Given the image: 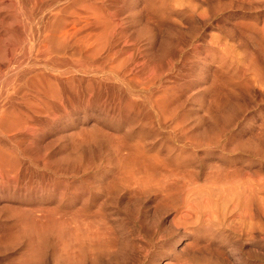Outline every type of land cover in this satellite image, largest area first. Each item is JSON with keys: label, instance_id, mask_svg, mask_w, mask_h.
<instances>
[{"label": "rangeland", "instance_id": "374dc122", "mask_svg": "<svg viewBox=\"0 0 264 264\" xmlns=\"http://www.w3.org/2000/svg\"><path fill=\"white\" fill-rule=\"evenodd\" d=\"M103 1L105 4H110L111 12L115 15L116 18L121 20L117 23L118 27L114 32L116 34H118L119 37L122 38L121 43H123L126 46V48H125L126 51L122 52L123 54H121L119 56L120 60L118 59L117 60L118 62H114V65L116 67L115 70H118V69L122 70L121 67L125 63L124 62L123 64H121L122 60H125L126 58H127L126 60H129V57L132 56V54H133V48L137 46L136 48H137V53L139 52V56H138L139 61L141 64H145V70H146L147 75L148 76L150 75L149 77H151L152 74L154 75V73L157 75H160L161 76L160 84H155V86H154V84H152L149 86V88H146L145 86H143V85H145V82L142 81L144 83L143 84L138 78H136V76L132 72H131V74H127V75L122 77V74L120 75L119 72H116V71L112 72V70L110 68V66L112 67V65L108 66V69H107V66L102 64L101 62H100V64L96 63V65H94L95 63H92L93 61L92 62L89 61L91 64L88 63L85 66L74 67L71 65H65V66H62V68L61 67H55L52 70L53 67L51 68V66H45L44 62L41 63L42 60L40 61L41 64L38 61V63H37L38 66H36V68L37 69L40 68V71H44L42 73H48V72L52 73L53 72L54 75L56 74V77L62 78V79L64 78L60 84L62 86V88L60 87V89L62 91H64L63 86L65 85V83L67 84L64 86L65 91H66V92L65 91L64 92L67 93L68 98L71 97L70 99H72L71 100L72 102L70 101L71 106L67 109V113L66 112H62V113L58 112L57 114L54 113L55 115L51 114L53 118L51 117V115L42 116V118L40 119L41 121H38L34 130L31 131L32 134L35 136V138L31 142H29L28 145H26V146L23 145V147L25 146V147H28L31 149L32 158H36V159L41 158L42 160L44 158V160H45L44 162L47 163L48 168L55 169L57 167H60L61 166V161H60L61 158L59 160H55V159L56 158L58 159L59 157H61L62 154H63L62 156L67 155L66 154L67 151L72 150V148L69 149V147H71L70 144L66 143V142H68L67 137L74 130H78L79 126L82 123H84L82 121L85 120V123H87L88 127H90L93 123H98L97 125L100 126L101 131H102V133H101L102 139L101 138L100 139L101 140L104 139V141H106L107 137H108L107 140L110 139V136H108V135L113 134L112 135L113 137L114 136L118 137L121 133L122 137L126 136V137H124L126 142L129 141L128 143H130L132 140L131 144H133L135 142L134 139L135 140L139 139V141H136L135 143H140L141 140H142V142L144 141L143 143H145V141L147 140L146 145H147V148H150L151 153H155L156 151H158L160 149L161 153L165 154L166 152H164V151H166L167 148H169V149L178 148L179 150L182 151V155H181V159H180L181 161H179V163L181 166H183V168L186 167V169H183V168H180V169H183V171L185 173H186V171L188 173V170L189 169L192 170V168H193V171L194 170L199 171V172L196 171V173H198V175L194 172L196 174L195 175V174H193V171L189 170V172L192 173L195 177L194 176L191 177V175L190 176L188 175V178L191 177L193 180V177H194V181H195L194 184L197 183L196 181H198V183L200 182L199 186H201V187L196 188L197 184L194 185L190 179V182L187 183L188 184L187 186L190 188L191 186L194 185L195 189H194V186L192 188L195 190L196 193L191 195L194 191L192 188L189 189L190 193H191L190 195L187 192L183 193L182 196L185 195V198H187L189 195L190 198L189 197L187 198L188 202L186 201V199H184L185 200V202H184V200L182 199L183 197L181 198V201L179 200V202L173 201V205H171L172 202L170 204L171 200L166 201V204L167 203L170 204L169 206L171 209L168 208L169 207L168 205H166V207L168 206L167 208L170 211L173 210V211H171V212L169 211L167 213H166L167 208L166 209L162 208V211H161L160 208L158 209L157 207H155V206H158L157 205L158 202L153 201V200H155V199L158 200V199H157V197L155 198V195L152 193H150V194H152L151 199H150V197H148V196H150V194L148 195V193H146V194H143V196L140 195V197L141 196L145 197V198L147 197L149 199H144L141 197V198H139L140 200L138 201L137 197H139V196H136V198H134L133 199L134 201H133L132 200L133 197L129 196V193H127V192L122 193L116 189H114V191L112 189H110V192H109V190L104 185H102L103 183H105V185L107 186L108 183L110 182L109 180L113 179V178L111 179L110 177H114L113 175H115L114 171H116V168H115L116 158L115 159L113 158V156H114L112 153L113 147H110V146H112L113 143H117L118 141L115 142L117 139L114 140L111 136L112 141L114 140V142H112V143H110L111 142V139H110V141H106V142L102 141L103 144L99 140L95 144L92 143L90 145H87L88 147L87 148L85 147V160L88 158V160H86V162H85L86 164H88V166L85 165L86 166V168H85L86 172L88 171L85 175L86 177L85 176L83 177L82 172H81L78 176L73 175V174H69V175L65 174L64 179H66V181L69 180L70 182L75 181L76 186H78V184H79L78 180L81 179L82 181L83 180L84 181L85 180L86 181L91 180L92 183H97V185L95 184L96 187H98V186L99 187H102V186L105 187L102 189L97 188V189H99L98 191H96V193L98 194L97 195L98 197L94 196L92 198V200L89 201L88 208L91 211H92V208H93V211L96 208L95 211L91 212L89 209H87V210L90 211V214H94V213L96 214V215H94V217H93V215H91L92 221H100L102 219H103L102 221H104V219H106L104 221L105 224L108 226V223H109L108 227L111 230L112 229L114 230L113 232L115 235L114 236L112 235V236L115 238L114 240L117 243L113 242L114 243L113 245L114 246H115V244H117V245H116V249H115L116 253L112 252L113 249L112 250H106V251H104V254H106V255H103V257H105L103 259L102 255H101L103 252L101 253V250H98L99 251L98 253H101L100 255L97 254V251H96V253L94 254L95 257L92 256L93 258H91V257L87 256L84 259V262L82 264H141L142 262H143L142 264H166V263L167 264H264V152H263L264 151V93H263L264 92V84H262V87L260 85V88H258L259 84H261V81H262L261 79L264 78V66H263L264 65V63H263L264 55H263V57H258V56H262L261 53L264 54V47L261 46V44L264 45V0H179V1L178 0H170L172 2H170L168 0H164L163 3H162L163 0L162 1H160V0H156V1L155 0H149V1L148 0H146V1L145 0H111V1L110 0H103ZM121 1H123V2H121ZM147 1H148L149 5H150V2L152 1L151 5H154V7L150 5V7L147 8L149 6ZM165 1H167V2H165ZM86 2L88 4L92 3L89 0H87ZM97 2L100 3L101 0H99ZM154 2H155V4H154ZM144 4H146L145 7L143 6ZM164 4H165V6H164ZM174 4H175V6H174ZM130 6H131V8H130ZM155 6L157 7V9L154 10ZM141 7H142V9H144V12H143V10L141 11ZM129 8L132 10H130ZM139 8H140V10H139ZM192 9H193V11H192ZM134 10H135V12H134ZM138 10H139V12H138ZM188 11H190V12H188ZM154 12H156V13H154ZM132 17H133V19H132ZM149 17H150V19H149ZM40 18H41V16H38L35 18L34 21L31 20V21H25L24 22V24H25L24 29H27V31H28V33L27 32H25V34L23 33V35L21 37L22 48L20 50V53L25 52L24 55L21 54L24 57H25V54L27 52V48L29 46L28 43L30 42L29 32H32V30L36 27H37V30L42 29V26L45 23V21H41ZM147 18L149 19L148 20L149 23L147 22ZM151 20L155 21L154 22L155 25H154V23H152ZM133 21H135V23ZM150 21L152 24L150 23ZM157 21H160V22H157ZM168 21H169V23H167ZM170 21H172L171 22L172 24H170ZM29 22H31V23H29ZM102 22H104V21H102ZM156 22L158 24H156ZM38 23H39V25H38ZM150 24L153 25L154 28ZM177 24H178V26H177ZM156 25L157 26L159 25L158 26L159 30L161 28L162 32H160V33H162V35H156V34H159L158 28L157 29L155 28V27H157ZM173 25H176L179 29L178 28L175 29ZM147 26L150 28H148ZM119 28L121 29V31ZM137 28H138V30L136 31ZM122 29H124V30H122ZM29 30H31V31H29ZM130 31H131V33H130ZM153 32H156V33H154V35H153ZM126 33H127L128 37H127ZM138 37H139V39H138ZM152 37L153 38L155 37L154 40L152 39ZM95 38L98 41L95 40ZM209 40L210 41L212 40L216 43L213 42V43L207 44V43H209L208 42ZM232 40H235V41H232ZM240 40L244 41L243 44L239 43ZM92 41H93V43L91 45ZM190 41L191 42L193 41L192 42L193 44ZM156 42L160 43V44L157 43L158 48L156 46ZM217 42L220 45H217ZM223 42H225V43H223ZM258 42H259V45H258ZM189 43L191 44L190 47H188ZM235 43L236 44L239 43V45H237V47L239 49L241 48L242 50H243V48L247 49V52H246V50H243L244 52L242 53V51L240 49L239 53L240 54L242 53V56L238 55L239 53L236 52V51H238V49H237ZM101 44L102 45L104 44L102 37L96 36V37H94L93 40L90 41L88 48L90 46L93 49L96 46H99ZM177 44H179L180 46ZM183 44L185 47L181 46ZM223 44H226V46ZM25 45H27V46H25ZM213 45H217V46H213ZM231 45H232V47H234L233 45H235L236 48L234 47L235 49L234 48L230 49ZM245 45H247V46H245ZM218 46L222 47L224 50ZM260 46H261V49H258V48H260ZM186 47L188 48V50L186 49ZM225 47H229V49L227 48V50H226ZM219 48H220V50H219ZM23 49H25V51ZM53 49L54 50H51V53H53V55H56L54 53H55V51H56V53L58 51L57 54H60V55L65 54V55L69 56V54H68L69 51H66V50H63L62 48H60V50L63 51L62 52L58 48H57L58 50L55 49V46ZM92 49H88L87 53L89 54ZM127 49H129V50L127 51ZM194 49H196V50H194ZM248 49L251 50V52H253L256 57H253L254 55L253 56L251 55V57H250L249 54H253V53L248 54V52H250ZM254 49H256L257 52L259 51L258 56H257V53L255 54L256 51ZM262 49H263V51H262ZM130 51H132V52H130ZM191 51H194L196 53L198 51H200V52H198V54H196L193 52L191 53ZM205 51L207 53H204ZM208 51H210L211 53L213 52L212 53L213 55L211 53H208ZM224 51H226V52H224ZM102 52L103 51H101V53ZM182 52L185 56L182 54ZM186 53L187 54L190 53L189 56H187ZM231 53L233 55H230ZM245 53L249 55L250 59H249L248 55H245ZM174 55L176 58L173 57ZM201 55H202V57H201ZM209 55L211 58L209 57ZM152 56H153V58H152ZM24 57H22L23 62H24L23 66L19 65L21 69L18 68V70H17L20 73L22 71L21 74H23V72L25 74L26 70L31 66L30 64L27 63L26 60H24ZM184 57H189V58L186 59ZM204 57H206V58H204ZM76 58L79 59L78 57H76ZM154 58H156V60H154ZM261 58H263V61H261L262 60ZM201 59L203 61L205 59L204 63ZM180 60H182V62L184 61L186 64H184V62L181 63ZM74 61H76V60H74ZM178 61L180 63H178ZM208 61H210L209 62L210 65H209ZM97 62H99V61L97 60ZM173 63H174V65H173ZM206 63L208 66L206 65ZM219 63H221L225 67H227L228 70L226 68H222L224 66L223 65L221 66V64H219ZM176 64H178V66H176ZM187 64H189L190 67L186 66ZM217 64L220 65V68L224 69V71L227 70V72L229 74L226 71L225 72H223V70H220V71H222L224 74L227 73V75H229V77L228 76L225 77V76H223V74H221L222 72H220L219 69H217L215 67V66L218 67ZM24 65H27V67L26 66L24 67ZM244 65L246 66V69H248V70L245 71V68H243V67H245ZM67 66L70 68H67ZM181 66H183V67H181ZM202 66H203V68H202ZM239 66L243 68V71H245L244 74H242L243 71L237 69V67L240 68ZM14 67H17V65H14ZM46 67H47V69H46ZM117 67H119V68H117ZM25 68H27V69H25ZM179 68H181L180 70H182V68H183V70H185V69L186 70L185 71L182 70L183 72L181 74V71H179ZM190 68H191V70L192 69L193 70L192 71L188 70ZM200 68H201V71H200ZM242 68H240V69H242ZM49 69H51V70H49ZM85 69H87L89 72H87V70H85ZM96 69H97V71H96ZM214 69L218 70L217 75H216V71H214ZM13 70L11 68L10 69L3 68V70L2 69L0 70V81H1L0 82V92H1L2 88L8 86V81L10 80V78L13 75ZM66 70H69V71H66ZM90 70H93L96 75L93 73V71L91 72ZM99 70L102 72H99ZM202 70H203V74L201 73ZM10 71H12V72L9 73ZM45 71H47V72H45ZM63 71L64 72L66 71L68 73L70 72L69 73L70 75L68 73H65L66 76L63 77L64 76V75H62V73L64 74ZM79 72H81V73H79ZM97 72H99L98 73L99 75L97 74ZM125 72L129 73L128 70ZM219 72L222 75V78H221L222 80L224 79V77L226 78L225 81L223 80V82L226 83V84H224L223 82H221L222 80L219 79V77H217V80L219 79V80H221L220 81L221 84L223 83L224 86L222 85L221 87H223V88L225 87L224 89L223 88L221 89V87H219L221 85L219 83V81H215V83H214V80H213L214 77L216 79V76H218ZM247 72L249 74L251 73V76ZM72 73H74V74H72ZM82 73L87 74V76L85 74H82ZM89 73H90V75H89ZM91 73H93L94 75ZM183 73H185V75ZM245 73H247L246 75H247L248 81H246V77L244 78ZM57 74H58V76H57ZM78 75H80L82 77H80ZM171 75H174V76L176 75V77H179V79L178 78L176 79V77H173ZM188 75H190L191 77L190 76L188 77ZM201 75H203L204 77H207V78L203 79L204 77L203 76H202L203 78L200 77ZM208 75H210V76H208ZM93 76H95V77L93 78ZM131 76H133L134 78ZM252 76H254L255 78L252 79ZM67 77H69V78L67 79ZM78 77L80 78V80H83L81 78L86 79V77H87V79L86 80L84 79L83 83H82V81L78 80ZM107 77H109V79ZM72 78L77 79V81H79V83L77 84L76 83L77 81L74 83V79H72ZM95 78L97 80H95ZM130 78H132L133 80L131 81ZM135 78L139 80V83H138V80H136ZM173 78H174V80H173ZM89 79H90V81L92 80V85L89 83L90 82ZM100 79H103L104 81L103 80L101 81ZM106 79H107V81H109L108 83H106L107 82ZM200 79L201 80L203 79L204 81L203 80L201 81ZM64 80H65V83H64ZM67 80H69L68 81L69 83L70 82L72 83L71 86L69 85ZM71 80H73V81H71ZM249 80H250V83H249ZM205 81H207V82H205ZM132 82H134V83H132ZM177 82H178V85H176ZM211 82L214 84L213 85L214 87L217 84L216 87H219L220 89L216 90V87H215V90L213 91L212 90L213 87H210V88H212L210 91L208 84L210 83L209 84V86H210ZM216 82H218L219 85ZM255 82H256V84H255ZM87 83L89 85L88 87L86 85ZM94 83H96V85ZM101 83L102 84L104 83L103 86ZM141 83H142V85H140ZM257 83H258V85H257ZM200 85L202 88L200 87ZM227 85L230 86V89ZM247 85H250V86H247ZM66 86H68V88H69L68 92L70 91L69 92L70 95L68 94V92L66 90ZM85 86L88 88V90L86 89ZM82 87H83V89H82ZM89 87L90 88L92 87V88L90 89ZM104 87H108V88L105 89ZM136 87L141 88V89H138ZM152 87H153V89H152ZM188 87L190 90L188 89ZM75 88H78V89L81 88V89L78 90ZM128 88L131 90H129ZM205 88L208 90H206ZM135 89H137V90L135 91ZM155 89H157V90H155ZM203 89H205V90H203ZM97 90L98 91L100 90V92H97ZM153 90H154V92H153ZM191 90L194 94L191 93ZM227 90H229V91H227ZM101 91L102 92L104 91L103 92L104 94ZM105 91H106V93H105ZM131 91H133L134 93H132ZM216 91H218L216 93L217 95H215ZM75 92H76V96L73 94ZM223 92H225V93H223ZM88 93H90V94H88ZM96 93H101L102 95H104V97L102 95L99 96L100 94H97V96H95ZM135 93H136V97H135ZM166 93L169 94L168 97L166 96V95H168ZM190 93L193 95H191ZM205 93H207V95ZM110 94L112 95V97L114 96V98H111ZM133 94H134V96H133ZM140 94L141 95L143 94L144 96L142 95L143 96L142 97ZM158 94L159 95L161 94L162 96L168 98V100H170V101L172 100L173 103L175 100H177L175 102L176 105H174V106H176L175 108H177V110H178V111L176 110L177 114L179 113L178 119H177L178 125H180V127H183V129L186 130L189 134L196 135L197 138H200V137L201 138H203V137L213 138L216 136L215 133H217V134L220 133L221 138L218 139L217 141L212 140L209 144V147H206V145H202V146L196 148V147H192L191 145H189V148H188V144H186L184 142H180L182 144L181 145L179 142L178 143L176 142V141H180L179 136H178L180 134V131H178V135L176 134L177 136H175L174 135L175 132L174 133L172 132L173 130L171 127V126H173V124H171V125L167 124V126H170V127L161 126V128H160V126L155 124L156 123L155 120H151V121H154L153 124L149 123L150 120L146 119V117L144 116L145 111L142 110V108H141L140 113H138L137 109H135L134 111H129L127 108H124V109L120 108L121 103L123 105H124V103H131L132 104L133 100L136 101L137 105L141 101H146V103H147L149 100H147L145 97H148V99H154V97H157ZM195 94H197V96ZM105 96H106V98H105ZM138 96H141V98ZM188 96H190V97H188ZM210 96L212 98H210ZM74 97H76V98H74ZM101 97L104 99H102ZM192 98H194L193 99L194 101H191ZM195 98L198 99L197 102L199 105L197 104V102H195ZM203 99H205V100H203ZM208 100H210V101H208ZM211 100H212V103H211ZM113 101H114V103H113ZM190 102H192V103H190ZM204 102H205L206 106L204 105ZM141 103H143V102H141ZM215 103H216L217 107L220 108V110H217ZM177 104H179V105H177ZM210 104L212 105V109H210L211 108ZM189 105H190V107H188ZM209 105H210V107H208L209 109L206 110V107ZM213 105H215V106H213ZM99 107H100V110L98 111L97 108H99ZM180 107H181V109H180ZM199 107H200V109H199ZM213 107H215L214 110L215 111L217 110V112H214V111H212L214 113L211 112V110H213ZM84 108H87V109H84ZM184 108H187V109H184ZM221 108L223 109V111ZM89 109H90V111H89ZM96 109H97V111H96ZM202 109H204V110H202ZM91 110H92V112H91ZM182 110H183V112H182ZM186 110L189 113L188 112L185 113ZM205 110L210 111L211 113L210 112H208V113L213 114V116L212 115L210 116V114H209L208 115L209 118H207V116H206L207 112L205 115H202L201 114L202 111H205ZM225 110H226V113H225ZM218 111L222 112V114H224V117H223V115L221 116L220 112H218ZM100 112H102V113H100ZM116 112H117V114H116ZM181 112L183 115L185 114L186 118H188V119L184 118L185 116L183 117V115H181ZM59 113H61V114L59 115ZM80 113H82V114H80ZM104 113H106V114H104ZM110 113H111V115H110ZM197 113L199 115L201 114V116H206V117H201V116L198 117ZM97 114H99V115H97ZM203 114H204V112H203ZM57 115H59V116L56 117ZM139 115L141 116V120H139V118H140ZM214 115H216V116H214ZM230 115H232V116H230ZM49 116H50V118H49ZM188 116H190V117H188ZM217 116H220V117H217ZM76 117H77V119H75ZM227 117H229V118H227ZM108 118L110 121L108 120ZM48 119H50V120H48ZM191 119H192V121H191ZM206 119H208V121ZM212 119H213V121H212ZM217 119H219V120H217ZM223 119H224V121H220ZM96 120H97V122H96ZM200 120H201V122H200ZM47 121H49V122H47ZM70 122H71V124H70ZM192 122H193V125H192ZM203 122L204 123L209 122L210 126H208L207 124H204ZM220 122L223 125H221ZM231 122H233V123H231ZM47 123L49 125H46ZM140 123L144 124V126H145V128L143 130L140 128L141 127ZM196 123H198L199 126L202 125L201 126L202 128H200L199 126H198L199 127L198 128ZM121 124H122V126H120ZM152 125H153V127H152ZM204 125H207V126H204ZM225 126H227V128H228L227 130L225 129ZM209 127L212 128L211 129L212 131L210 130ZM163 128H167V129H163ZM169 128H171V129H169ZM162 129L165 131L164 133H163ZM168 129L170 131H168ZM178 129H180V128H178ZM202 129L203 130L205 129L204 135H203ZM214 129H217L218 131L216 130V132L214 133L213 132ZM219 130L221 132H219ZM105 131H106V133H103ZM143 131H144V133H143ZM205 131H206V135H205ZM108 132L111 134H109ZM169 132H172L171 133L172 135ZM210 132H211V135L209 134ZM157 133H160L161 135H163V137H164L163 141L159 142L156 140L157 139L156 137H158V136H156ZM176 133H177V131H176ZM223 133L225 136L223 135ZM63 134L66 136L68 134V136L65 137ZM116 134H117V136H116ZM207 134L209 135L208 137H207ZM61 135H62V137H61ZM106 135H107V137L105 138ZM122 137H118V140L120 138L122 139ZM58 138H60L59 139L60 141L57 140ZM61 139L64 141H62ZM169 139L170 140L173 139L174 141L173 140L170 141ZM214 141L217 144H213ZM219 142H222V143H219ZM240 142H242L241 144L243 146H241V144L239 145ZM105 143H106V145H104ZM118 143L116 144V146L118 145ZM235 144H236V146H235ZM93 145H95L96 148L95 147L93 148ZM107 145H109L108 148H107ZM180 145L182 147H179ZM210 145H211V147L212 146L214 147L215 145L216 146L214 148L212 147L213 149H211ZM152 146H154V147L152 148ZM225 146H226V148H225ZM114 147H115V145H114ZM205 147H206V149H204ZM260 148H261V150H260ZM60 149H62L63 151ZM200 149H202V150H200ZM220 149L222 152L219 151ZM103 150H105V151H103ZM46 151L48 152L47 154H46ZM93 151H94V154L97 153L96 155H98V156H95L93 154ZM106 151L107 152L109 151V152L107 153ZM55 152H57V153H55ZM87 152H88V154H87ZM54 154H56L55 157H54ZM207 155H208V157H207ZM108 156H110V157H108ZM105 157H107V158H105ZM108 158H110V159L113 158V159L110 160ZM106 159H108V160H106ZM225 159H227V160H225ZM95 160H97L98 163H95V162H97ZM113 160L115 161V164H114ZM27 161H29V159H27ZM107 161L108 162L111 161L109 163L112 165V167L109 166ZM218 161H220V162H218ZM105 162H107V164ZM183 162H184V165H182ZM185 162H186V164H189L187 166L188 167L190 166L191 168L189 167V169H188V167L185 166L186 165ZM213 162H216L217 164L216 163L212 164ZM29 163H30V161H29ZM206 163H208V167H207ZM209 163L212 164V167ZM31 164L33 165V168L31 167V170H30L31 172L28 171L26 177H24V179H22L23 185H25V187L22 189L16 188L15 184H13V183H11L12 185L7 184L6 179L2 180L0 178V207H1V209H0V241L2 240V242H0V264H7V263L8 264H21V261H22V258L24 257V254L27 253L26 248H28L25 242L24 243H18L16 241H14L15 244H13L14 243L13 241H12L13 243L9 242L10 238L11 239L13 238L9 235H11V233H13V232L15 233V228L13 227V225L15 224V219H14V217H10L12 215L13 209H8V208H12V207H14V208L34 207L35 206L34 203L39 201L38 197L42 198L43 195L45 194L41 191V187L44 185L51 187L55 181V178L50 176V174H48L47 167H45L42 163H33L32 162ZM97 164H100V165L98 166ZM205 164H206V167H205ZM226 164H228V165H226ZM37 165H39V166L37 167ZM113 165H115V166H113ZM215 165L216 166L220 165V167H218V166L215 167ZM102 167H104V168H102ZM224 167H226L225 170H227V171H225V173L227 172L226 174H228L229 177L235 178L232 181L233 183L231 186L229 185V184H231L230 181L228 182V184L224 183V185H223V183L216 181V177H217L216 174L219 173L220 171H223L222 169ZM227 167L229 169L232 168L231 169L232 171H228ZM234 167H235V170H233ZM216 168H217V171H219V170L220 171L217 173H214V171H216ZM236 168L241 169V170H238ZM96 169H98V170H96ZM237 170L241 171L243 173L241 174L239 172H236ZM242 170H244V171H242ZM204 173H206V175L208 174L207 177H209L211 179V181H212V179L215 181L214 184L212 183L213 189H212V184H210V181H209L210 179L207 180L205 178L206 176ZM220 174H222V173L220 172ZM75 176L77 177V179L74 178ZM58 177L60 179H62L64 177V174L58 175ZM195 178H197V179H195ZM199 179H200V181H199ZM203 179H204V181H203ZM253 179H254V181H253ZM207 181L209 183L208 186L211 185V190H210V187H207ZM205 183H206V186H205ZM216 183L219 184V187H218V185H215ZM234 183H236L237 185L236 184L234 185ZM225 185H229L228 186L229 188L226 187ZM215 186H217L218 189L214 188ZM220 186L222 189L224 188L223 189L224 193L221 190ZM29 188H32V189H29ZM103 189H104V191H103ZM196 189H198L197 190L198 192L196 191ZM107 190L109 193L107 192ZM212 190H214V191H212ZM111 191H113V192H111ZM203 191H205V192H203ZM110 193H111V195H110ZM114 193H116V194L118 193L117 195H119V196L115 195ZM103 194L105 195V197H107L109 195L108 197L110 199L109 198L104 199L105 197L103 198V196H104ZM186 194H188V195L186 196ZM114 195L116 196V198H114ZM17 196H19V197H17ZM26 196H28V197H26ZM45 197H49L48 194H46ZM101 197L103 200L101 199ZM20 198L21 199L23 198L22 200H24V201H21ZM34 198H36L35 202H33ZM129 199L132 200V202H130ZM7 200H9V201H7ZM49 200H50L49 202H51L50 203L51 207H55L58 204L57 199L52 198ZM142 200L143 201L145 200L144 203H142L143 202ZM25 201H28L27 204H29V205H26ZM101 201L102 202L104 201L105 203L104 202L102 203ZM19 202L21 205L19 204ZM54 202H56V203H54ZM177 202L179 205H177ZM22 203H24V204H22ZM76 203L79 206H77V204L70 205V206L73 207L74 209H76L77 207L78 208L81 207L80 205H82V202H76ZM155 203H157V204L155 205ZM159 203H161V202H159ZM163 203L165 204V202H163ZM174 203H175V205H174ZM54 204H55V206H54ZM164 204L162 205V203H161L159 207H162V206L164 207ZM187 204L189 205L190 208L187 206ZM7 205L8 206L10 205V206L8 207ZM124 205L127 207H125ZM183 205H184V207H183ZM66 206H68V205H62V207H66ZM99 206H100V209H102V208L103 209L100 210ZM171 206H174V208L172 209ZM186 206L189 208V210L186 209ZM183 208H185L184 210L187 212H185L183 210ZM6 210L7 211L9 210L11 212L8 213V212H6ZM96 210H98V211H96ZM132 210H134V212ZM178 210L179 211L183 210V212H179ZM102 211H103V214L106 211L104 214L106 216L105 218H104V215L103 216L101 215ZM163 211H165V212H163ZM162 212H163V214H162ZM174 214H175V217H177V218L179 215V218L175 219L176 223L179 222V226L177 229L175 228L177 225L175 226V224L173 223V222H175ZM176 214H177V216H176ZM157 216H159V217H157ZM160 216H162L163 218ZM180 216L183 217L184 219H182ZM108 217H110V218H108ZM107 218H108V220H107ZM158 219H159V221H158ZM12 222H13V224L11 225ZM209 222H210V224H209ZM171 223H172V225H171ZM206 225L209 227H207ZM10 227L13 229H10ZM210 227H214V228L210 229ZM203 228L207 229V231ZM161 230H163V231H161ZM14 233L12 235H15ZM53 238H52V240L50 239V242L48 243L47 246H45V248L43 247V248L38 250L39 261H38V259H35L30 264H38V262H39V264H54L53 262H54L55 258H57V257L58 258L55 260V264H63L64 263V260H62V258L60 259V257H62L61 251H59V253L57 252L59 248L56 247V242L53 241L54 240ZM121 238L124 240L123 241L124 243L123 242L120 243L122 241ZM119 239H121V240H119ZM137 240H139V241H137ZM128 243H129V245H128ZM52 244H54V245H52ZM54 246L57 249V251H54V250H56L54 248ZM43 249H44V251H43ZM132 249L134 251H131ZM145 249H147V250H145ZM52 250L54 252H52ZM115 250H113V251H115ZM134 252H135L136 256H132L134 254ZM57 253H58V256H57ZM54 254H56V257ZM51 255H52V257H50ZM142 255H144L145 257ZM106 256H108V258H106ZM143 257H144V259H143ZM42 259H43V261H42ZM51 259H53V260L51 261ZM92 259L95 260V262ZM115 259L117 260V262H114V261H116ZM135 260H137V261H135ZM36 261H38V262L36 263ZM91 261H93V262H91Z\"/></svg>", "mask_w": 264, "mask_h": 264}, {"label": "bare ground", "instance_id": "6f19581e", "mask_svg": "<svg viewBox=\"0 0 264 264\" xmlns=\"http://www.w3.org/2000/svg\"><path fill=\"white\" fill-rule=\"evenodd\" d=\"M87 0H0V70L3 68H7V69H14L13 70V75L12 77L10 78V80L8 81V86L2 88L1 92H0V178L2 180H5L6 179V183L7 184H10L12 185L11 183L15 184L16 188H24L25 185H23V181L22 179H24V177H26L28 171L31 172V167L33 168V165L31 164L32 162L33 163H42L45 167H47V172L48 174H50V176L54 177L55 178V181H54V184L50 187V186H42L41 187V191L43 193H45L43 195L42 198H39V201H37L36 203H34V207H29V208H26V207H20V208H8V209H13L12 210V215L10 217H14L15 219V226L13 225V227L15 228V235H12L13 233H11V237H13L12 239L10 238V241L9 242H18V243H26L27 247V253L24 254V257L22 258V261H21V264H30L31 262H33L35 259H38L39 261V257H38V250L41 249V248H45V246L48 245V243L50 242V239L52 240V238L54 239L53 241L56 242V247H58V251L57 249L54 250V251H57L59 253V251H61V254H62V257H60V259L62 258V260H64V263L65 264H82L84 262V259L89 256L91 258H93L92 256H94V254L96 253L97 251V254H101L102 252V258L104 259L105 257H103V255H106L104 254V251L106 250H115L116 249V245L115 246L113 245L115 242V238L113 237L115 234H114V230L110 229L108 226H109V223H108V226L105 224V220L102 221H92L91 220V215H96L95 213L94 214H90V209L88 208V205H89V201L92 200V198L94 196H97L98 194L96 193V191H98L99 189H102V188H107L110 192V189H112L114 191V189L120 191V192H127L129 193V196H132V200L134 198H136V196H139L137 197L138 198V201L140 200L139 198H141L143 196V194H146L148 193V195L150 193L154 194L155 195V198L157 197V199L159 200H153V201H157V203H155V205L157 204L158 206H155L157 207L158 209L160 208L161 211H162V208H167L171 202L173 205V201L176 202L179 200L181 201V198L184 200L186 199V201L188 200L187 198L189 197V195L191 194L190 193V188H192L195 184L196 185V188L198 187H201L199 186V183L198 181H196L197 183L194 184V175L196 173L197 170H194L193 171V168L192 170L189 169V167L187 165L189 164H186L185 162V166L188 167V169L190 171H193V174L189 172L188 170V173L186 171V173L183 171V169H186V167L183 168V166L180 165L179 161H181V155H182V151L179 150L178 148H175V149H169L167 148L165 154H162L160 149L158 151H156L155 153H151L150 151V148H147V145H146V141L145 143L142 142V140L140 141V143H135L136 141H139L138 140H135L134 139V143L131 144L132 140L130 143H128L129 141H125V138L126 136H121L122 134L120 133V135L118 137H122V139L120 138L118 140V137H113L112 135H108L110 136V139H111V136L114 140H116L115 142L118 143V145L116 146L117 143H113L115 145L112 144V146L110 147H113L112 148V153H113V158L115 159L116 158V164H115V161L113 160L114 164L116 165H113L115 166L116 168V171L115 172V175H113L114 177H110L112 180H109L108 182V185L106 186L105 183H103L102 185H104L105 187H96L95 184L97 185V183H92L91 180L89 181H82L81 179L78 180L79 184L78 186H76L75 184V181H66L65 178V174H73V175H76L78 176L81 172H82V175L83 177L86 175V166H88V164H86V160H88V158L85 160V147L87 148L88 146L87 145H90L92 143H97V141H104L101 140L102 138V131H101V128L100 126H98L97 124L98 123H93L90 127L87 126V123H85V120L82 121L84 123H82L78 130H74L73 132H71V134H67L64 135L65 137H67V141L66 143L70 144L72 148V150L69 152L67 151V155L65 156H62L59 157L58 155V159L56 158L55 160H59L61 158V166L60 167H57L55 169H50L48 168V165L47 163H45L44 161V158L43 160L41 158H32L31 156V149L28 148V147H25L26 145L29 144V142H31L35 136L32 134V130H34L36 124L38 123V121H41L40 119L42 118V116H48V115H55L54 113H58V112H66L67 113V109L71 106L70 103L72 102L70 98H68L67 96V93H65V85H67L65 83V80H64V83L65 85L63 86V90L65 91H62L60 89V87L62 88V86L60 85L61 82L63 81L62 78H58L56 77V74L54 75V73H42L44 71H40V68H36L37 63L39 61L42 60L41 63L44 62L45 66H51L52 70L55 68V67H61L62 66H65V65H71V66H74V67H79V66H85L86 64L92 62V63H95L94 65H96V63L100 64V62L104 65L107 66V69H108V66L112 65V67L110 66L112 72L116 71V72H119L120 75L122 74V77L127 75V74H131V72L136 76V78H138L141 82L144 81L145 82V86L146 88H149L150 85L154 84H160L161 82V76L160 75H157L154 73V75L152 74L151 77H149L146 73V70H145V64H141L140 61H139V52L137 53V46L133 48V54L132 56L129 57V60H122V63L123 64L124 62V65L121 67L122 70L118 69V70H115L116 67L114 65V62H118L117 60L119 59V56L121 54H123L122 52L126 51L125 48L126 46L121 43V37L118 36V34H116L114 31L117 29L118 27V22L121 21L119 20L118 18L115 17V15L111 12L110 10V4H105L103 0H101V2H97L99 0H89L91 1L92 3H87L86 2ZM111 1V0H110ZM146 1V0H145ZM149 1V0H148ZM147 1V3H148ZM156 1V0H155ZM162 1V0H160ZM170 1V0H168ZM179 1V0H178ZM123 2V1H121ZM164 2V0L162 1V3ZM167 2V1H165ZM172 2V1H170ZM175 2V1H174ZM221 2V1H220ZM145 3V2H144ZM152 1L150 2V5H151ZM178 3V2H177ZM123 4V3H122ZM133 4V3H132ZM131 4V5H132ZM155 4V2H154ZM126 5V4H125ZM146 4H144L143 6L145 7ZM149 5V3H148ZM147 5V6H148ZM150 5L147 7L149 8ZM167 5V4H166ZM142 6V7H143ZM154 7V5H151ZM165 6V4H164ZM175 6V4H174ZM177 6V5H176ZM135 7V6H134ZM141 7V11L143 10L144 12V9H142ZM143 7V8H144ZM222 7V6H221ZM131 8V6H130ZM129 8V9H130ZM176 8V7H175ZM181 8V7H180ZM157 9V7L155 6L154 10ZM114 10V9H113ZM132 10V9H130ZM140 10V8H139ZM138 10V12H139ZM153 10V11H154ZM160 10V9H159ZM188 10V9H187ZM140 11V12H141ZM193 11V9H192ZM135 12V10H134ZM147 12V11H146ZM150 12V11H149ZM190 12V11H188ZM156 13V12H154ZM196 13V12H195ZM131 14V13H130ZM148 14V13H147ZM137 15V14H136ZM38 16H41L40 20L41 21H45L44 25L42 26V29H38L37 30V27L34 28L32 30V32H29V35H30V42L28 43L29 46L27 48V52L25 54V57L22 56L21 54L24 55L25 52H22L20 53V50L22 48V35L23 33L25 34V32L28 33L27 29H24V22L25 21H31V20H35L36 17ZM167 16V15H166ZM135 17V16H134ZM165 18V17H164ZM133 19V17H132ZM131 19V20H132ZM135 19V18H134ZM150 19V17H149ZM147 18V22L149 20ZM154 19V18H153ZM144 20V19H143ZM104 21V22H102ZM117 21V22H116ZM152 21V20H151ZM150 21V23H151ZM36 22V21H35ZM40 22V21H39ZM135 23V21H133ZM155 21H152V23H154ZM157 22H160V21H157ZM156 22V24H158ZM172 21H170V24ZM31 23V22H29ZM121 23V22H120ZM119 23V24H120ZM149 23V22H148ZM151 23V24H152ZM169 23V21L167 22ZM178 23V22H177ZM42 24V23H41ZM128 24V23H127ZM150 24V25H151ZM162 24V23H161ZM166 24V23H165ZM174 24V23H173ZM33 25V24H32ZM39 25V23H38ZM126 25V24H125ZM129 25V24H128ZM155 25V23H154ZM41 26V25H40ZM123 26V25H122ZM153 27V25H151ZM157 26V25H156ZM159 26V25H158ZM155 27L156 29L158 28ZM169 26V25H168ZM174 28H178V24L177 26L176 25H173ZM176 26V27H175ZM125 27V26H124ZM148 27V26H147ZM33 28V27H32ZM150 28V27H148ZM154 28V27H153ZM152 28V29H153ZM30 29V28H29ZM120 29V28H119ZM125 29V28H124ZM122 29V30H124ZM151 29V30H152ZM179 29V28H178ZM138 30V28L136 29V31ZM159 30V28H158ZM161 30V28H160ZM158 31L159 34H156V35H162V30L161 31ZM31 31V30H29ZM121 31V29H120ZM119 31V32H120ZM154 31V30H153ZM157 31V30H156ZM179 31V30H178ZM231 31V30H230ZM131 33V31H130ZM136 33V32H135ZM154 33L156 32H153V35ZM137 34V33H136ZM120 35V34H119ZM127 35V33H126ZM139 35V34H138ZM152 35V36H153ZM96 36H100L102 37L103 41H104V44L102 45H99V46H96L95 48H91L89 46L88 48V45L90 44V41L94 39V37ZM131 36V35H130ZM136 36V35H135ZM260 36V35H259ZM128 37V35H127ZM134 37V36H133ZM140 37V36H139ZM138 37V39H139ZM162 37V36H161ZM242 37V36H241ZM155 38V37H154ZM154 38L152 37V39L154 40ZM260 38V37H259ZM166 39V38H165ZM29 40V39H28ZM95 40H97L95 38ZM94 40V41H95ZM160 40V39H159ZM249 40V39H248ZM98 41V40H97ZM136 41V40H135ZM163 41V40H162ZM232 41H235V40H232ZM241 41V42H240ZM239 43L243 44L244 41L240 40ZM145 42V41H144ZM143 42V43H144ZM147 42V41H146ZM153 42V41H152ZM160 42V41H159ZM159 42H156V46H157V43L160 44ZM191 42V41H190ZM193 42V41H192ZM191 42V43H192ZM209 43L207 44H210V43H213L214 41H208ZM220 42V41H219ZM247 42V41H246ZM93 41L91 42V45H92ZM142 43V44H143ZM166 43V42H165ZM216 43V42H214ZM225 43V42H223ZM239 43H235L236 47L237 45H239ZM25 44V43H24ZM27 44V45H28ZM139 44V43H138ZM188 44V43H187ZM186 44V45H187ZM193 44V43H192ZM203 44V43H202ZM229 44V43H228ZM25 45V46H27ZM140 45V44H139ZM176 45V44H175ZM179 45V44H177ZM190 43H189V46L190 47ZM212 45V44H211ZM217 45H220L218 44L217 42ZM217 45H213V46H217ZM222 45V44H221ZM226 46V44H223ZM230 45V44H229ZM235 45H233L235 47ZM258 45H259V42H258ZM55 46V49H59L62 48L63 50H66V51H69V56L67 55H60V54H57L56 51L54 54L56 55H53V53H51V50H54ZM155 46V47H156ZM180 46V45H179ZM182 47H185L184 44L181 45ZM210 46V45H209ZM228 46V45H227ZM242 46V45H241ZM247 46V45H245ZM262 47H264V45L261 44ZM261 46L260 48L258 49H261ZM193 47V46H192ZM197 47V46H196ZM199 47V46H198ZM220 47V46H218ZM232 47V45L230 46V49L234 48ZM235 47V48H236ZM129 48V47H128ZM131 48V47H130ZM136 48V49H135ZM144 48V47H143ZM158 48V46H157ZM221 49H223L222 47H220ZM219 48V50H220ZM227 48L229 49V47H225V49L227 50ZM234 48V49H235ZM57 49V50H58ZM88 49H92L90 51V53L88 54ZM156 49V48H155ZM184 49V48H183ZM186 49L188 50V48L186 47ZM185 49V50H186ZM200 49V48H199ZM207 49V48H206ZM238 51H236L237 53L240 52V49L237 47ZM257 49V50H258ZM25 51V49H23ZM129 49H127L128 51ZM131 50V49H130ZM142 50V49H141ZM193 50V49H192ZM196 50V49H194ZM208 50V49H207ZM224 50V49H223ZM243 50H246L247 52V49H244ZM242 49V53L244 52ZM249 50V49H248ZM256 51V49H254ZM253 50V51H254ZM62 51V50H60ZM101 51H103L101 53ZM211 51V50H210ZM210 51H208V53H211ZM230 51V50H229ZM250 52L249 53H253L251 52V50H249ZM263 51V49H262ZM261 51V52H262ZM63 52V51H62ZM71 52V53H70ZM132 52V51H130ZM196 53L194 51H191V53ZM200 52V51H198ZM198 52L196 54H198ZM226 52V51H224ZM223 52V53H224ZM228 52V51H227ZM235 52V53H236ZM179 53V52H178ZM181 53V52H180ZM188 53V52H187ZM187 56H189V54H187ZM204 53H207L206 51ZM213 53V52H212ZM211 53V54H212ZM233 53V52H232ZM230 54V55H233V54ZM242 53L238 54V55H241L242 56ZM257 53V56L259 55V51L255 52V54ZM175 54V53H174ZM183 54V52H182ZM195 54V55H196ZM210 54V55H211ZM221 54V53H220ZM245 53V55H248ZM262 56H258V57H263V53H261ZM176 55V54H175ZM175 55L173 57H175ZM178 55V54H177ZM180 55V54H179ZM184 55V54H183ZM209 55V57H210ZM213 55V54H212ZM250 57L251 55L253 56V54H249ZM248 55V57H249ZM156 56V55H155ZM181 56V55H180ZM185 56V55H184ZM206 56V55H205ZM237 56V55H236ZM22 57H24V60L27 61L28 64H30L31 66L26 70V73L24 74H21L20 72H18V68H20L19 65H22L23 66V59ZM76 57H78L79 59H77ZM158 57V56H157ZM160 57V56H159ZM196 57V56H195ZM202 57V55H201ZM208 57V56H207ZM247 57V56H246ZM249 57V59H250ZM253 57H256L255 55ZM257 57V58H258ZM74 58V59H73ZM76 58V59H75ZM153 58V56H152ZM176 58V57H175ZM182 58V57H181ZM186 59H188L189 57H184ZM206 58V57H204ZM211 58V57H210ZM256 58V59H257ZM73 59V60H72ZM185 59V60H186ZM217 59V58H216ZM229 59V58H228ZM259 59V58H258ZM263 61V58H261ZM72 60V61H71ZM76 60V61H74ZM97 60L99 62H97ZM120 60V59H119ZM154 60H156V58H154ZM190 60V59H189ZM202 60V59H201ZM90 61V62H89ZM181 63L182 60H180ZM203 61V60H202ZM205 61V59H204ZM203 61V63H204ZM187 62V61H186ZM207 62V61H206ZM210 61H208L209 63ZM26 63V62H25ZM40 63V64H41ZM178 63H180L178 61ZM198 63V62H197ZM262 63V62H261ZM264 63V61H263ZM91 64V63H90ZM184 64H186L184 62ZM221 64V63H219ZM237 64V63H236ZM14 65H17V67H14ZM118 65V64H117ZM174 65V63H173ZM180 65V64H179ZM207 65V63H206ZM210 65V63H209ZM214 65V64H213ZM218 65V64H217ZM223 64H221L222 66ZM27 67V65H24V67ZM41 66V65H40ZM39 66V67H40ZM43 66V65H42ZM44 66V67H45ZM176 66H178V64H176ZM186 66L190 67L189 64H187ZM208 66V65H207ZM224 66V65H223ZM245 66V65H244ZM264 66V65H263ZM73 67V68H74ZM95 67V66H94ZM97 67V66H96ZM120 67V66H119ZM117 67V68H119ZM174 67V66H173ZM183 67V66H181ZM201 67V66H200ZM217 69L220 70H223V72H227V67H222V68H226L227 70L224 71V69H221L220 68V65L215 66ZM240 67V66H239ZM23 68V67H22ZM67 68H70L67 66ZM83 68V67H82ZM87 68V67H86ZM90 68V67H89ZM177 68V67H176ZM186 68V67H185ZM203 68V66H202ZM213 68V67H212ZM211 68V69H212ZM242 68V67H240ZM237 67V69L243 71V68H245V71L248 70L246 69V66L243 67L242 69H240ZM248 68V67H247ZM263 68V67H262ZM21 69V68H20ZM19 69V70H20ZM44 69V68H43ZM47 69V67H46ZM95 69V68H94ZM93 69V70H94ZM98 69V68H97ZM96 69V71H97ZM100 69V68H99ZM181 68H179V71H181V74L183 71V68L182 70H180ZM210 69V70H211ZM42 70V69H41ZM51 70V69H49ZM58 70V69H57ZM74 70V69H73ZM87 70V69H85ZM84 70V71H85ZM93 70H90L91 72ZM102 70V69H101ZM125 72V71H127ZM174 70V69H173ZM178 70V69H177ZM188 70H191L188 69ZM193 70V69H192ZM191 70V71H192ZM231 70V69H230ZM229 70V71H230ZM25 71V70H24ZM55 71V70H54ZM59 71V70H58ZM66 71H69V70H66ZM64 72V74L62 73V75H64L63 77H65V73H68V72ZM81 71V70H80ZM95 71V72H96ZM200 71H201V68H200ZM216 71V75H217V71L218 70H215ZM213 71V72H214ZM238 71V70H237ZM242 74H244V72ZM12 71H10L9 73H11ZM47 72V71H45ZM77 72V71H76ZM75 72V73H76ZM86 72V71H85ZM87 72H89L87 70ZM99 72H102L99 70ZM97 72V74L99 73ZM111 72V71H110ZM175 72V71H174ZM177 72V71H176ZM222 72V71H220ZM220 72L218 73V76H216V79L215 77L213 78L214 80V83L215 81H219V83L221 84V82H223V80L225 81V77H229V75H227V73H221L223 74L224 79L222 80V75L220 74ZM59 73V72H58ZM70 73V72H69ZM68 73V74H69ZM81 73V72H79ZM94 73V71H93ZM91 73V74H93ZM171 73V72H170ZM180 73V72H179ZM203 74V70L201 72ZM206 73V72H205ZM204 73V74H205ZM248 73V72H247ZM245 73V75L247 74ZM60 74V73H59ZM67 74V75H68ZM74 74V73H72ZM71 74V75H72ZM77 74V73H76ZM82 74H85V73H82ZM95 74V73H94ZM93 74V75H94ZM108 74V73H107ZM114 74V73H113ZM173 74V73H172ZM185 75V73H183ZM190 74V73H189ZM196 74V73H195ZM200 74V73H199ZM229 74V73H228ZM231 74V73H230ZM249 74V73H248ZM70 75V74H69ZM81 75V74H80ZM78 75V76H80ZM87 76V74H85ZM90 75V73H89ZM96 75V74H95ZM99 75V74H98ZM115 75V74H114ZM170 75V74H169ZM220 75V76H219ZM244 75V78L246 77V81L247 80V75L245 76ZM251 76V73L249 74ZM248 75V76H249ZM11 76V75H10ZM58 76V74H57ZM73 76V75H72ZM77 76V75H76ZM173 77H176V75H171ZM190 75H188L189 77ZM203 75H201L200 77H202ZM206 76V75H205ZM210 76V75H208ZM241 76V75H240ZM239 76V77H240ZM249 76V77H250ZM257 76V75H256ZM5 77V76H4ZM70 77V76H69ZM67 77V79L69 78ZM75 77V76H74ZM82 77V76H80ZM85 77V76H84ZM95 76H93L94 78ZM103 77V76H102ZM105 77V76H104ZM117 77V76H116ZM133 77V76H131ZM191 77V76H190ZM204 77V76H203ZM202 77V78H203ZM217 77H219V79L221 80H217ZM6 78V77H5ZM90 78V77H89ZM92 78V77H91ZM92 78V79H93ZM109 79V77H107ZM111 78V77H110ZM134 78V77H133ZM135 78V79H136ZM166 78V77H165ZM179 79V77H176V79ZM207 77H204L203 79H205ZM210 78V77H209ZM231 78V77H230ZM241 78V77H240ZM255 78L254 76H252V79ZM261 78V77H260ZM4 79V78H3ZM2 79V80H3ZM8 79V78H7ZM74 79V78H72ZM81 79H85V78H81ZM87 79V77H86ZM85 79V80H86ZM117 79V78H116ZM123 79V78H122ZM131 81L133 80L132 78H130ZM136 79V80H138ZM202 79V80H203ZM232 79V78H231ZM249 79V78H248ZM251 79V78H250ZM70 80V79H69ZM67 80V82L69 81ZM78 80L79 81H82L83 83V80H80V78L78 77ZM95 80H97L95 78ZM101 81L103 79H100ZM129 80V79H128ZM139 80H138V83H139ZM174 80V78H173ZM172 80V81H173ZM201 80V79H200ZM201 80V81H202ZM207 80V79H206ZM212 80V79H211ZM212 80V81H213ZM244 80V79H243ZM256 80V79H255ZM261 84H259V87L260 88V85L262 87V84H264L263 79H261ZM7 81V80H6ZM5 81V82H6ZM73 81V80H71ZM77 81V79H74V83ZM79 81H77L76 83L78 84ZM90 81V79H89ZM104 81V80H103ZM107 81V79H106ZM118 81V80H117ZM122 81V80H121ZM199 81V80H198ZM204 81V80H203ZM221 81V82H220ZM1 82V81H0ZM4 82V83H5ZM85 82V81H84ZM88 82V81H87ZM96 82V81H95ZM109 81H107L106 83H108ZM128 82V81H127ZM135 82V81H134ZM132 82V83H134ZM207 82V81H205ZM69 83V82H68ZM81 83V84H82ZM91 85H92V80L89 82ZM121 83V82H120ZM143 83V82H142ZM142 83L140 85H142ZM218 83V82H216ZM218 83V85H219ZM224 84H226L225 82H223ZM223 83L219 86L221 87L223 85ZM228 83V82H227ZM249 83H250V80H249ZM71 82L69 83V85L71 86ZM76 84V85H77ZM96 85V83H94ZM102 84V83H101ZM104 84V83H103ZM102 84V86H103ZM144 84V83H143ZM201 84V83H200ZM208 84V83H207ZM210 84V83H209ZM208 84V87H213L210 88L209 90L211 91V89L214 91L215 90V87L213 86L214 84L211 82V85L209 86ZM256 84V82H255ZM254 84V85H255ZM87 87L89 86L88 83L86 84ZM100 85V84H99ZM178 85V82L177 84ZM183 85V84H182ZM181 85V86H182ZM202 85V84H201ZM200 85V87H201ZM258 85V83H257ZM256 85V86H257ZM84 86V85H83ZM106 86V85H105ZM121 86V85H120ZM127 86V85H126ZM125 86V87H126ZM131 86V85H130ZM138 86V85H137ZM205 86V85H204ZM224 86V85H223ZM228 86V85H227ZM247 86H250V85H247ZM86 87V86H85ZM86 87V89L88 90V88ZM110 87V86H109ZM124 87V88H125ZM135 87V86H134ZM164 87V86H163ZM178 87V86H177ZM207 87V88H208ZM219 87H216V90L220 89ZM229 89H230V86H228ZM227 87V88H228ZM71 88V87H70ZM90 88V87H89ZM92 88V87H91ZM90 88V89H91ZM105 89L108 88V87H104ZM138 88V87H136ZM157 88V87H156ZM202 88V87H201ZM223 87H221L222 89ZM225 88V87H224ZM223 88V89H224ZM68 86H66V90L68 92ZM75 89H78V88H75ZM81 89V88H80ZM78 89V90H80ZM83 89V87H82ZM127 89V88H126ZM129 89V88H128ZM138 89H141V88H138ZM153 89V87H152ZM158 89V88H157ZM155 89V90H157ZM189 89V87H188ZM206 89V88H205ZM203 89V90H205ZM232 89V88H231ZM240 89V88H239ZM73 90V89H72ZM131 90V89H129ZM137 89H135L136 91ZM160 90V89H159ZM190 90V89H189ZM208 90V89H206ZM236 90V89H235ZM242 90V89H241ZM74 91V90H73ZM77 91V90H76ZM86 91V90H85ZM149 91V90H148ZM229 91V90H227ZM232 91V90H231ZM251 91V90H250ZM70 92V91H69ZM68 92V94H69ZM79 92V91H78ZM97 92H100V90ZM102 92V91H101ZM104 92V91H103ZM102 92V93H103ZM109 92V91H108ZM132 93H134L133 91H131ZM154 92V90H153ZM152 92V93H153ZM190 92V91H189ZM206 92V91H205ZM218 91L215 92V95H217ZM240 92V91H239ZM106 93V91H105ZM141 93V92H140ZM191 93L192 90H191ZM190 93V94H191ZM214 93V92H213ZM225 93V92H223ZM238 93V92H237ZM264 93V92H263ZM262 93V94H263ZM75 96H76V92L73 93ZM80 94V93H79ZM87 94V93H86ZM90 94V93H88ZM97 94H100L99 96H101L102 94L101 93H96L95 96H97ZM104 94V93H103ZM131 94V93H130ZM129 94V95H130ZM168 94V93H166ZM187 94V93H186ZM189 94V95H190ZM194 94V93H193ZM191 94V95H193ZM207 95V93H205ZM219 94V93H218ZM70 95V94H69ZM73 95V96H74ZM106 95V94H105ZM111 95V94H110ZM141 95V94H140ZM143 95V94H142ZM141 95V96H142ZM155 95V94H154ZM188 95V94H187ZM197 96V94H195ZM222 95V94H221ZM104 97V95H102ZM108 96V95H107ZM134 96V94H133ZM141 96H138L141 98ZM144 96V95H143ZM142 96V97H143ZM157 96V95H156ZM167 97L169 96L166 95ZM89 97V96H88ZM93 97V96H92ZM109 97V96H108ZM107 97V98H108ZM135 97H136V93H135ZM171 97V96H170ZM186 97V96H185ZM190 97V96H188ZM206 97V96H205ZM76 98V97H74ZM100 98V97H99ZM102 98V97H101ZM106 98V96H105ZM111 98H114V96L112 97L111 95ZM147 100H149L147 103L146 101H141L143 103H139L137 105L136 101L133 100L132 104L131 103H124V105L121 103V107L120 108H127L129 111H134L135 109L138 110V113L141 112V108L142 110L145 111V117L146 119H149L151 124H153L154 121H151V120H155L156 123L158 126H165V127H170V126H167L168 125H171L173 124L172 127V132L174 133L175 132V136L178 135V131H180V134L178 135L179 136V139L180 141H176L177 143L179 142H184L186 144H188V148H189V145H191L192 147H200L202 145H206V147H209V144L212 140H218L221 138V134L220 133H215L217 129H214L213 132L216 134L215 137L213 138H197L196 135H192V134H189L186 130L183 129V127H180V125H178V115L179 113L177 114L176 110L177 108H175L176 106V101H174V103L172 102V100H168V98L162 96L161 94L157 97H154V99H148V97H145ZM152 98V97H151ZM203 98V97H202ZM210 98H212L210 96ZM209 98V99H210ZM89 99V98H88ZM104 99V98H102ZM101 99V100H102ZM139 99V98H138ZM194 98L191 99V101H194L193 100ZM197 98H195V102L198 101V99L196 100ZM40 100V101H39ZM109 100V99H108ZM205 100V99H203ZM218 100V99H217ZM71 101V102H70ZM139 101V100H138ZM200 101V100H199ZM202 101V100H201ZM210 101V100H208ZM260 101V100H259ZM145 102V103H144ZM181 102V101H180ZM215 102V101H214ZM218 102V101H217ZM114 103V101H113ZM179 103V102H178ZM192 103V102H190ZM194 103V102H193ZM211 103H212V100H211ZM221 103V102H220ZM105 104V103H104ZM103 104V105H104ZM116 104V103H115ZM198 104V102H197ZM214 104V103H213ZM179 105V104H177ZM199 105V104H198ZM204 105L206 106L205 102H204ZM211 105V104H210ZM207 106L206 107V110H208L210 107ZM216 105V103H215ZM213 105V106H215ZM225 105V104H224ZM174 106V107H173ZM204 106V107H205ZM219 106V105H218ZM190 107V105L188 106ZM103 108V107H102ZM215 107H213V110L214 112H217V110H220L219 107H217L216 105V108L217 110L215 111L214 110ZM84 109H87V108H84ZM92 109V108H91ZM98 111L100 110V107L97 108ZM96 109V111H97ZM181 109V107H180ZM184 109H187V108H184ZM183 109V110H184ZM200 109V107H199ZM212 109V105H211V108ZM222 109V108H221ZM106 110V109H105ZM182 110V112H183ZM204 110V109H202ZM202 111V115H205L206 112V116L207 118L208 115L211 113L210 111ZM227 110V109H226ZM226 110H225V113H226ZM90 111V109H89ZM178 111V110H177ZM185 111V110H184ZM223 111V109H222ZM84 112V111H83ZM82 112V113H83ZM92 112V110H91ZM107 112V111H106ZM181 112V115H183ZM188 111L186 110L185 113H187ZM204 112V114H203ZM210 112V113H208ZM212 112V113H214ZM220 112V111H218ZM59 113V115L61 114ZM78 113V112H77ZM80 113V114H82ZM99 113V112H98ZM102 113V112H100ZM189 113V112H188ZM90 114V113H89ZM106 114V113H104ZM117 114V112H116ZM198 114V113H197ZM201 114L199 115L198 114V117L201 116ZM59 115H57L56 117H58ZM99 115V114H97ZM111 115V113H110ZM190 115V114H189ZM213 116V114H210V116ZM220 115L224 117V114H222V112H220ZM83 116V115H82ZM93 116V115H92ZM185 116V114L183 115V117ZM206 116H201V117H206ZM216 116V115H214ZM232 116V115H230ZM52 117V115H51ZM74 117V116H73ZM80 117V116H79ZM139 120H141V116L139 115ZM190 117V116H188ZM217 117H220V116H217ZM50 118V116H49ZM53 118V117H52ZM186 118V116L184 117ZM213 118V117H212ZM229 118V117H227ZM237 118V117H236ZM77 119V117L75 118ZM188 119V118H186ZM200 119V118H199ZM45 120V119H44ZM43 120V121H44ZM50 120V119H48ZM99 120V119H98ZM109 120V118H108ZM198 120V119H197ZM208 121V119H206ZM205 120V121H206ZM219 120V119H217ZM103 121V120H102ZM110 121V120H109ZM190 121V120H189ZM192 121V119H191ZM210 121V120H209ZM213 121V119H212ZM220 121H224L223 120H220ZM49 122V121H47ZM97 122V120H96ZM104 122V121H103ZM121 122V121H120ZM199 122V121H198ZM201 122V120H200ZM199 122V123H200ZM46 123V122H45ZM81 123V122H80ZM204 123V122H203ZM221 123V122H220ZM233 123V122H231ZM40 124V123H39ZM71 124V122H70ZM76 124V123H75ZM100 124V123H99ZM102 124V123H101ZM114 124V123H113ZM141 124V123H140ZM197 124V127L199 126L198 123ZM204 124H207L208 126L209 125V122L208 123H204ZM46 125H49L48 123ZM74 125V124H73ZM116 125V124H115ZM192 125H193V122H192ZM201 125V124H200ZM207 125H204V126H207ZM221 125H223L221 123ZM38 126V125H37ZM67 126V125H66ZM122 126V124L120 125ZM202 126V125H201ZM201 126H199L200 128H202ZM41 127V126H40ZM43 127V126H42ZM119 127V126H118ZM153 127V125H152ZM198 127V128H199ZM212 127V126H211ZM233 127V126H232ZM120 128V127H119ZM122 128V127H121ZM142 130L145 128L144 124H141V127H140ZM159 128V127H158ZM180 128V129H178ZM182 128V129H181ZM210 128V127H209ZM213 128V127H212ZM210 128V130L212 129ZM163 129H167V128H163ZM162 129L163 133L165 132L164 130ZM171 129V128H169ZM168 129V131H170ZM225 129L227 130V126H225ZM104 130V129H103ZM109 130V129H108ZM111 130V129H110ZM120 130V129H119ZM118 130V131H119ZM198 130V129H197ZM203 130V129H202ZM205 130V129H204ZM204 130L202 131L203 132V135H204ZM72 131V130H71ZM135 131V130H134ZM161 131V132H162ZM177 131V133H176ZM208 131V130H207ZM212 131V130H211ZM218 131V130H217ZM137 132V131H136ZM172 132H169L170 134ZM219 132H221L219 130ZM224 132V131H223ZM103 133H106L103 132ZM109 133V132H108ZM138 133V132H137ZM136 133V134H137ZM144 133V131H143ZM148 133V132H147ZM162 133V134H163ZM111 134V133H109ZM119 134V133H118ZM177 134V135H176ZM211 135V132L209 133ZM213 134V133H212ZM226 134V133H225ZM104 135V134H103ZM107 135L105 136V138L107 137ZM132 135V134H131ZM172 135V134H171ZM170 135V136H171ZM205 135H206V131H205ZM224 135V133H223ZM117 136V134H116ZM134 136V135H133ZM136 136V135H135ZM138 136V135H137ZM158 136V137H156ZM155 137L157 138L156 140L161 142L164 140V137L163 135H161L160 133H157ZM209 135L207 134V137ZM225 136V135H224ZM62 137V135H61ZM147 137V136H146ZM168 137V136H167ZM256 137V136H255ZM101 138V139H100ZM124 138V139H123ZM173 138V137H172ZM177 138V137H176ZM224 138V137H223ZM60 138H58L57 140H59ZM64 139V138H63ZM108 137L106 138V141H110L107 140ZM143 139V138H142ZM149 139V138H148ZM174 139V138H173ZM171 139V140H173ZM240 139V138H239ZM251 139V138H250ZM62 140V139H61ZM114 140L112 141L111 139V142H114ZM170 140V139H169ZM170 140V141H171ZM178 140V139H177ZM243 140V139H242ZM254 140V139H253ZM64 141V140H62ZM104 141V142H106ZM156 141V142H157ZM174 141V140H173ZM233 141V140H232ZM240 141V140H239ZM52 142V141H51ZM237 142V141H236ZM251 142V141H250ZM249 142V143H250ZM58 143V142H57ZM99 143V142H98ZM109 143V144H110ZM153 143V142H152ZM213 143V142H212ZM219 143H222V142H219ZM242 142L239 143V145L241 144ZM62 144V143H61ZM103 144V142H102ZM108 144V143H107ZM181 144V143H180ZM213 144H217L214 143ZM234 144V143H233ZM245 144V143H244ZM23 145H25L23 147ZM56 145V144H55ZM106 145V143L104 144ZM154 145V144H153ZM182 145V144H181ZM179 146V147H182V146ZM220 145V144H219ZM251 145V144H250ZM255 145V144H254ZM164 146V145H163ZM185 146V145H184ZM183 146V147H184ZM216 146V145H215ZM214 146V147H215ZM230 146V145H229ZM236 146V144H235ZM241 146H243L241 144ZM258 146V145H257ZM256 146V147H257ZM65 147V146H64ZM90 147V146H89ZM95 147V145H93V148ZM109 147V145H107V148ZM154 146H152L153 148ZM187 147V146H186ZM206 147L204 149H206ZM211 147V145H210ZM213 147V146H212ZM211 147V149H213ZM218 147V146H217ZM221 147V146H220ZM253 147V146H252ZM96 148V147H95ZM226 148V146H225ZM224 148V149H225ZM230 148V147H229ZM228 148V149H229ZM232 148V147H231ZM250 148V147H249ZM248 148V149H249ZM63 149V148H62ZM60 149V150H62ZM68 149V148H67ZM111 149V148H110ZM184 149V148H183ZM253 149V148H252ZM251 149V150H252ZM263 149V148H262ZM64 150V149H63ZM62 150V151H63ZM88 150V149H87ZM185 150V149H184ZM193 150V149H192ZM202 150V149H200ZM199 150V151H200ZM216 150V149H215ZM250 150V149H249ZM261 150V148H260ZM259 150V151H260ZM48 151V150H47ZM46 151V154L48 153ZM105 151V150H103ZM162 151V152H163ZM195 151V150H194ZM197 151V150H196ZM204 151V150H203ZM221 151V149L219 150ZM240 151V150H239ZM263 151V150H262ZM69 152V153H68ZM107 152V151H106ZM109 152V151H108ZM107 152V153H108ZM201 152V151H200ZM222 152V151H221ZM220 152V153H221ZM228 152V151H227ZM255 152V151H254ZM253 152V153H254ZM261 152V151H260ZM259 152V153H260ZM264 152V151H263ZM45 153V152H44ZM57 153V152H55ZM64 153V154H65ZM105 153V152H104ZM103 153V154H104ZM196 153V152H195ZM236 153V152H235ZM61 154V153H60ZM59 154V155H60ZM88 154V152H87ZM93 154H94V151H93ZM97 153H95L94 155L95 156H98L96 155ZM100 154V153H99ZM204 154V153H203ZM222 154V153H221ZM44 155V154H43ZM56 154H54V157H55ZM257 155V154H256ZM263 155V154H262ZM56 156V157H57ZM88 156V155H87ZM210 156V155H209ZM49 157V156H48ZM110 157V156H108ZM208 157V155H207ZM216 157V156H215ZM47 158V157H46ZM104 158V157H103ZM107 158V157H105ZM112 158V159H113ZM201 158V157H200ZM211 158V157H210ZM218 158V157H217ZM27 159H29V161H27ZM48 159V158H47ZM46 159V160H47ZM50 159V158H49ZM54 159V158H53ZM110 159V158H108ZM106 159V160H108ZM110 159V160H112ZM231 159V158H230ZM229 159V160H230ZM52 160V159H51ZM105 160V161H106ZM227 160V159H225ZM224 160V161H225ZM97 161V160H95ZM108 162V161H107ZM107 162H105L107 164ZM111 162V161H109ZM109 164V166L112 167V165ZM220 162V161H218ZM226 162V161H225ZM95 163H98L95 162ZM104 163V164H105ZM211 163V162H210ZM209 163V164H210ZM216 162H213L212 164H214ZM229 163V162H228ZM103 164V163H102ZM207 164V167H208V163ZM206 164H205V167H206ZM212 164L211 167H212ZM217 164V163H216ZM219 164V163H218ZM86 165V166H85ZM98 166L100 164H97ZM184 165V162L183 164ZM203 165V164H202ZM222 165V164H221ZM228 165V164H226ZM36 166V165H35ZM39 165H37L38 167ZM97 166V167H98ZM181 166V167H180ZM218 167H220V165H217ZM215 165V167H217ZM230 166V165H229ZM96 167V168H97ZM110 167V168H111ZM214 167V168H215ZM104 168V167H102ZM180 168H183V169H180ZM191 168V167H190ZM231 168V167H230ZM240 168V167H239ZM35 169V168H34ZM99 169V168H98ZM96 169V170H98ZM202 169V168H201ZM226 167H224L222 170L224 171H220L222 174H220L219 171H217V168H216V171H214V173H217V177H216V181L217 182H221L226 184H228V182L230 181L231 184H229L230 186L232 185V181L235 179V178H232V177H229L228 174L225 173V170ZM228 171H232L231 169H229L227 167ZM238 169V168H236ZM45 170V169H44ZM91 170V169H90ZM233 170H235V167L233 168ZM238 170H241V169H238ZM236 171V172H239V173H243L241 171ZM36 171V170H35ZM40 171V170H39ZM244 171V170H242ZM246 171V170H245ZM34 172V171H33ZM195 172V173H194ZM199 172V171H197ZM235 172V171H234ZM248 172V171H247ZM253 172V171H252ZM210 173V172H209ZM224 173V174H223ZM246 173V172H245ZM249 173V172H248ZM61 174H64V177L62 179H60L58 177V175H61ZM198 175V173H196ZM195 174V175H196ZM205 174V178L207 180H209L210 178L207 177L208 174L206 175ZM247 174V173H246ZM81 175V176H82ZM188 175L191 177H193V180L191 177L188 178ZM200 175V174H199ZM244 175V174H243ZM74 177L77 179V177ZM73 177V176H72ZM86 177V176H85ZM71 178V177H70ZM73 178V179H74ZM81 178V177H80ZM109 178V177H108ZM198 178V177H197ZM195 178V179H197ZM200 178V177H199ZM204 178V177H203ZM190 179L191 181L193 182V186H191L190 188L187 186L190 182ZM205 179V180H206ZM200 181V179H199ZM204 181V179H203ZM210 181V184H214L215 181L212 179L209 180ZM254 181V179H253ZM191 182V183H192ZM238 183V182H237ZM256 183V182H255ZM208 181H207V187H210V190H211V185L208 186ZM213 184H212V189H213ZM236 183H234L235 185ZM100 185V184H99ZM203 185V184H202ZM215 185H218L219 187V184H215ZM229 185H225L226 187H228ZM233 185V186H234ZM237 185V184H236ZM250 185V184H249ZM205 186H206V183H205ZM224 186V187H225ZM240 186V185H239ZM217 186H215L214 188L218 189ZM223 187V186H222ZM99 188V189H97ZM221 188V186H220ZM229 188V187H228ZM29 189H32V188H29ZM97 189V190H96ZM193 189V188H192ZM194 189H195V186H194ZM193 189V190H194ZM208 189V188H207ZM224 189V188H223ZM223 189L221 188V190L223 191ZM243 189V188H242ZM106 190V189H105ZM107 190V192H108ZM192 190V191H193ZM198 189H196L197 191ZM200 190V189H199ZM209 190V189H208ZM209 190V191H210ZM12 191V190H11ZM102 191V190H101ZM104 191V189H103ZM111 191V192H113ZM189 191V192H188ZM206 191V190H205ZM203 191V192H205ZM214 191V190H212ZM217 191V190H216ZM220 191V190H219ZM16 192V191H15ZM106 192V191H105ZM108 192V193H109ZM119 192V193H120ZM189 193L186 194V196L188 195L187 198H185V195H183V193ZM198 192V191H197ZM201 192V191H200ZM199 192V193H200ZM208 192V191H207ZM107 193V194H108ZM195 192V190L193 191V193L191 195H193ZM217 193V192H216ZM224 193V191H223ZM46 194H48L49 197H45ZM115 195H117L116 193H114ZM152 194H150V199H151V196ZM104 195V194H103ZM111 195V193H110ZM114 195V198H116V196ZM140 195H142L140 197ZM16 196V195H15ZM109 196V195H108ZM105 197V195L103 196L104 199H107L109 197ZM119 196V195H117ZM19 197V196H17ZM16 197V198H17ZM28 197V196H26ZM98 197V196H97ZM37 198V197H36ZM34 198V201L35 202V199ZM57 199L58 200V204L55 206V207H51L50 206V203L49 202L50 200L49 199ZM119 198V197H118ZM130 198V197H129ZM144 199H149V198H145V197H142ZM190 198V197H189ZM9 199V198H8ZM21 199V198H20ZM23 199V198H22ZM21 201H24L22 200ZM37 199V200H38ZM102 199V197H101ZM110 199V198H109ZM113 199V198H112ZM214 199V198H213ZM103 200V199H102ZM132 200L129 199L130 202H132ZM171 200V201H170ZM182 200V201H183ZM9 201V200H7ZM20 201V200H19ZM56 201V200H55ZM114 201V200H113ZM124 201V200H123ZM134 201V200H133ZM143 201V200H142ZM145 201V200H144ZM144 201L142 203H144ZM166 201H170V204L167 203L166 204ZM28 201H25V204L26 205H29L27 204ZM76 202H82V205H80L81 207H77L79 206ZM102 202V201H101ZM100 202V203H101ZM104 202V201H103ZM102 202V203H103ZM136 202V201H135ZM162 205L164 204L163 202H165L164 204V207H159L161 203ZM177 202V205H179ZM185 202V200H184ZM188 202V201H187ZM12 203V202H11ZM30 203V202H29ZM56 203V202H54ZM96 203V202H95ZM94 203V204H95ZM101 203V204H102ZM105 203V202H104ZM123 203V202H122ZM154 203V202H153ZM213 203V202H212ZM20 204V202H19ZM24 204V203H22ZM74 204H77V208L74 209L73 207H71L70 205H74ZM98 204V203H97ZM115 204V203H114ZM138 204V203H137ZM182 204V203H181ZM21 205V204H20ZM62 205H68L66 207H62ZM92 205V204H91ZM100 205V204H99ZM109 205V204H108ZM127 205V204H126ZM166 205H168L166 207ZM175 205V203H174ZM176 205V206H177ZM5 206V205H4ZM3 206V207H4ZM53 206V205H52ZM98 206V205H97ZM125 206V205H124ZM187 206L189 207V205L187 204ZM186 206V209L189 210V208ZM207 206V205H206ZM94 207V206H93ZM115 207V206H114ZM127 207V206H125ZM124 207V208H125ZM131 207V206H130ZM129 207V208H130ZM137 207V206H136ZM172 209L174 208V206H171ZM184 207V205H183ZM6 208V207H5ZM95 208V207H94ZM170 208V206L168 207ZM167 208V212H169L170 210ZM179 208V207H178ZM177 208V209H178ZM182 208V207H181ZM1 209V207H0ZM3 209V208H2ZM89 209V210H87ZM96 209V208H95ZM94 209V211H95ZM98 209V208H97ZM99 209H100V206H99ZM103 209V208H102ZM100 209V210H102ZM128 209V208H127ZM171 209V208H170ZM185 208H183L184 210ZM147 210V209H146ZM183 210H178L179 212H183ZM209 210V209H208ZM92 211H93V208H92ZM91 211V212H92ZM93 211V212H94ZM98 211V210H96ZM134 212V210H132ZM163 211V212H165ZM173 211V210H171ZM170 211V212H171ZM175 211V210H174ZM185 211V210H184ZM6 212H11V211H7ZM106 212V211H105ZM104 212V214H105ZM112 212V211H111ZM128 212V211H127ZM156 212V211H155ZM162 212V214H163ZM178 212V213H179ZM187 212V211H185ZM194 212V211H193ZM98 213V212H97ZM101 213V212H100ZM110 213V212H109ZM146 213V212H145ZM189 213V212H188ZM187 213V214H188ZM211 213V212H210ZM103 214V211H102V216L104 215ZM132 214V213H131ZM169 214V213H168ZM180 214V213H179ZM184 214V213H183ZM190 214V213H189ZM192 214V213H191ZM194 214V213H193ZM127 215V214H126ZM166 215V214H165ZM213 215V214H212ZM108 216V215H107ZM164 216V215H163ZM177 216V214H176ZM187 216V215H186ZM192 216V215H191ZM196 216V215H195ZM208 216V215H207ZM106 216L104 215V218ZM159 217V216H157ZM162 217V216H160ZM174 217H175V214H174ZM181 217V216H180ZM206 217V216H205ZM110 218V217H108ZM107 218V220H108ZM113 218V217H112ZM137 218V217H136ZM163 218V217H162ZM178 218H179V215H178ZM177 217L174 218L175 219H178ZM182 219H184L183 217H181ZM196 218V217H195ZM11 219V218H10ZM134 219V218H133ZM161 219V218H160ZM198 219V218H197ZM173 220V221H174ZM159 221V219H158ZM179 221V220H178ZM192 221V220H191ZM210 221V220H209ZM155 222V221H154ZM172 222V221H171ZM186 222V221H185ZM152 223V222H151ZM175 224V228L177 229L178 226H179V222L176 223V220L175 222H173ZM188 223V222H187ZM207 223V222H206ZM13 224V222L11 223V225ZM203 224V223H202ZM210 224V222H209ZM162 225V224H161ZM172 225V223H171ZM203 226V225H202ZM207 226V225H206ZM12 227V226H11ZM10 229H13L11 228ZM111 227V226H110ZM157 227V226H156ZM209 227V226H207ZM112 228V227H111ZM211 228H214V227H210ZM202 229V228H201ZM205 229V228H203ZM154 230V229H153ZM175 230V229H174ZM207 231V229H205ZM214 230V229H213ZM163 231V230H161ZM166 231V230H165ZM170 231V230H169ZM210 231V230H209ZM208 231V232H209ZM205 232V231H204ZM212 232V231H211ZM155 233V232H154ZM171 233V232H170ZM173 233V232H172ZM2 234V233H1ZM113 235V236H112ZM152 235V234H151ZM4 236V235H3ZM117 236V235H116ZM115 236V237H116ZM138 236V235H137ZM125 237V236H124ZM136 237V236H135ZM141 237V236H140ZM151 237V236H150ZM2 238V237H1ZM157 238V237H156ZM122 239V238H121ZM119 239V240H121ZM5 241V240H4ZM124 240L122 239V241L120 243H122ZM134 241V240H133ZM139 241V240H137ZM157 241V240H156ZM2 242V240L0 241ZM7 242V241H6ZM8 242V243H9ZM12 242V243H13ZM136 242V241H135ZM155 242V241H154ZM4 243V242H3ZM117 243V242H115ZM124 243V242H123ZM15 244V242L13 243ZM126 244V243H125ZM124 244V245H125ZM143 244V243H142ZM12 245V244H11ZM54 245V244H52ZM129 245V243H128ZM112 246V247H111ZM115 247V248H114ZM127 247V246H126ZM144 247V246H143ZM53 248V249H54ZM111 248V249H110ZM147 248V247H146ZM98 250H101V253H98L99 251ZM114 253H116V250L113 251ZM143 250V249H142ZM147 250V249H145ZM44 251V249H43ZM52 250V252H54ZM131 251H134L133 249ZM109 252V251H108ZM56 253V252H55ZM58 253H57V256H58ZM139 253V252H138ZM146 253V252H145ZM52 254V253H51ZM60 254V255H61ZM110 254V253H109ZM55 257H56V254H54ZM116 255V254H115ZM109 256V255H108ZM108 256H106V258H108ZM112 256V255H111ZM131 256V255H130ZM132 256H136L135 252ZM144 256V255H142ZM52 257V255L50 256ZM95 257V256H94ZM145 257V256H144ZM143 257V259H144ZM58 258V257H57ZM55 258V260L57 259ZM134 258V257H133ZM54 259V258H53ZM51 259V261L53 260ZM59 259V260H60ZM95 259V258H94ZM117 259V258H116ZM115 259V260H116ZM135 259V258H134ZM55 260H54V264H55ZM61 260V261H62ZM93 260V259H92ZM107 260V259H106ZM36 261V263L38 262ZM43 261V259H42ZM95 262V260H93ZM91 261V262H93ZM112 261V260H111ZM137 261V260H135ZM114 262H117L114 261ZM63 263V264H64ZM135 263V262H134ZM143 263V262H142ZM141 263V264H142ZM8 264V263H7ZM39 264V262H38ZM167 264V263H166Z\"/></svg>", "mask_w": 264, "mask_h": 264}]
</instances>
